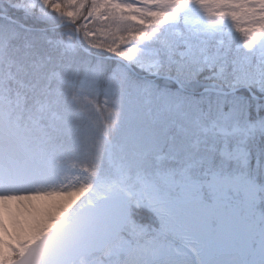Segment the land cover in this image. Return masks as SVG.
<instances>
[{"label": "snow or ice", "instance_id": "snow-or-ice-1", "mask_svg": "<svg viewBox=\"0 0 264 264\" xmlns=\"http://www.w3.org/2000/svg\"><path fill=\"white\" fill-rule=\"evenodd\" d=\"M0 264H264V0H0Z\"/></svg>", "mask_w": 264, "mask_h": 264}]
</instances>
